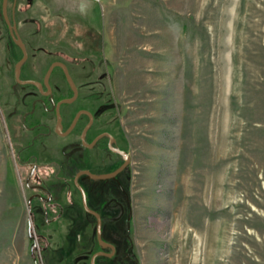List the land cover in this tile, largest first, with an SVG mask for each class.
I'll use <instances>...</instances> for the list:
<instances>
[{
  "label": "rangeland",
  "instance_id": "374dc122",
  "mask_svg": "<svg viewBox=\"0 0 264 264\" xmlns=\"http://www.w3.org/2000/svg\"><path fill=\"white\" fill-rule=\"evenodd\" d=\"M22 2L19 25L39 28L33 42L44 48L28 50L35 55L23 77L41 81L61 55L82 96L100 93L116 107L119 147L132 155L124 183L130 210L101 235L104 242L122 236L119 254L96 264H264V0ZM13 69L11 60L0 64L3 111L8 91L33 89L14 85ZM52 83L68 88L57 71ZM19 147L8 144L0 117V264H33ZM70 166L69 179L78 169ZM62 190L55 196L69 206L64 219H83L80 195L71 205L74 189ZM86 217V228L50 232L54 245L59 234L75 239L65 251L78 253L62 264H89L99 250Z\"/></svg>",
  "mask_w": 264,
  "mask_h": 264
},
{
  "label": "flooded vegetation",
  "instance_id": "af4514ba",
  "mask_svg": "<svg viewBox=\"0 0 264 264\" xmlns=\"http://www.w3.org/2000/svg\"><path fill=\"white\" fill-rule=\"evenodd\" d=\"M23 4L22 0H0V64L7 65L9 60L14 62V85L32 87L33 89L8 91L10 105L6 111L0 108V117L5 124L10 147L21 146L16 150L15 161L22 171L24 190L31 192L28 236L32 240L29 251L33 258V264H55V262L62 264L65 257L71 258L72 255L78 253V250L75 249L77 252L73 253L75 248L73 246L70 253L65 251L67 243L71 239L75 240L69 234L57 235L59 244L54 245L53 234L50 233L54 228L61 224H74L80 228H86L90 222L86 216L90 215L95 223L97 237V218L85 210L81 191L77 187L76 181L85 192L86 203L88 202V191L93 193L92 199L95 200L98 209L92 211L100 216L102 235L103 227L116 226L122 220L121 213L125 209L130 210L128 191L124 183L126 172L132 163V155L128 149L119 147V119L115 114L116 107L103 100L99 101L100 93L93 92L82 96L77 88L75 93L70 88L65 74L59 66L54 67L49 76L50 88L44 84L45 75L52 64L60 62L67 67L61 55L53 56L54 51L47 52L48 56H53V61L41 81L23 77L22 72L25 65L35 55L34 53L30 54L28 50L44 49L36 47L33 42L36 34H39L35 30L39 28L34 27L32 31H26V27L19 25L21 21L19 14ZM46 33L48 35L52 32ZM31 39L32 41H30ZM25 52L26 59L21 67L19 79L39 82L42 88L17 81L16 66L24 58ZM56 71L66 81L67 89H57L53 85L52 76ZM88 96H94L97 100L89 105L84 104L83 102ZM66 99H73V101L58 106V103ZM74 104H79V106L76 109L71 108ZM124 154L127 155V158ZM126 162H128L127 166L114 178L93 179L87 174H80L82 171H89L96 175L110 174ZM70 163L78 169L69 179L67 174L71 167ZM89 164L96 166V170L89 167ZM105 167L107 168L105 169ZM93 181L98 182L93 185ZM64 188L75 191L70 201L71 205L75 204L76 192L80 195L81 204L87 213V215L84 214L86 216L83 219L68 220L71 223L67 222V218L64 219L69 206L65 207L55 196V192L63 193L62 189ZM121 193L126 197L125 204L120 201ZM72 215H74L73 212L69 216ZM129 220L130 217L125 225L124 241L130 239ZM121 237L118 236L116 241H107L106 243L110 246L102 247L100 245L99 250L95 253L103 252L106 259L118 256V244ZM82 248L85 246H82L80 251ZM67 263L70 264L69 261Z\"/></svg>",
  "mask_w": 264,
  "mask_h": 264
},
{
  "label": "water",
  "instance_id": "95a60500",
  "mask_svg": "<svg viewBox=\"0 0 264 264\" xmlns=\"http://www.w3.org/2000/svg\"><path fill=\"white\" fill-rule=\"evenodd\" d=\"M25 59H26V52H25V56H24V58L21 59V61H20V62L17 64V66H16V76H17V81L20 82V83L34 84V85L38 86L39 88H42V85H41V83H39V82L32 81V80L21 81V80L19 79L20 70H21V67H22L23 63L25 62ZM56 66H59V67L62 68V70H63V72H64V74H65V77H66V79H67V81H68V83H69V85H70V88L76 93V92H77V89H76V87H75V84H74V81H73L72 77L70 76V74H69V72H68L67 67H66L64 64L60 63V62H56V63L52 64V65L49 67V69H48V71H47V73H46V75H45V78H44V84H45L48 88H50V85H49V83H48L49 76H50V74H51L53 68L56 67ZM73 99H74V98H73ZM73 99L62 100L60 103H58V106H60L62 103H71V102L73 101ZM124 155H125V154H124ZM125 157L127 158V155H125ZM127 164H128V162L124 163L119 169H117L115 172H112V173H110V174L96 175V174H92V173H90L89 171H82L80 174H87L89 177H91V178H93V179H108V178H114V177L116 176V174H118L119 172H121V171L127 166ZM80 174H79V175H80ZM79 175H78V176H79ZM76 185H77V187L79 188V190L81 191L82 202H83V206H84L85 210H86L87 212H89V213L95 215L96 218H97V221H98V224H97V238H98V240H99V242H100V245H101L102 247L110 246L108 243L102 241V239H101V220H100V216H99V214H97L96 212H94V211H92L91 209H89V207L87 206V203H86V196H85V192H84V190L82 189V187H80V185L77 183V181H76ZM103 254H104L103 252H97V253L93 254L92 257H91V260H90V264H96V262H95V261H96V258H97L98 256L103 255Z\"/></svg>",
  "mask_w": 264,
  "mask_h": 264
}]
</instances>
